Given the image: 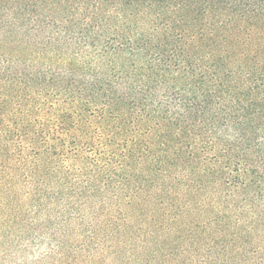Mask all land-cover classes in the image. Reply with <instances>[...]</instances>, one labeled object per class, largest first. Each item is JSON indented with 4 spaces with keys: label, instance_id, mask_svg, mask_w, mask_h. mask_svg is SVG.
I'll return each mask as SVG.
<instances>
[{
    "label": "trees",
    "instance_id": "trees-1",
    "mask_svg": "<svg viewBox=\"0 0 264 264\" xmlns=\"http://www.w3.org/2000/svg\"><path fill=\"white\" fill-rule=\"evenodd\" d=\"M264 264V0H0V264Z\"/></svg>",
    "mask_w": 264,
    "mask_h": 264
},
{
    "label": "rangeland",
    "instance_id": "rangeland-1",
    "mask_svg": "<svg viewBox=\"0 0 264 264\" xmlns=\"http://www.w3.org/2000/svg\"><path fill=\"white\" fill-rule=\"evenodd\" d=\"M18 263H22V264H28V263H26V262H23V261H17Z\"/></svg>",
    "mask_w": 264,
    "mask_h": 264
}]
</instances>
